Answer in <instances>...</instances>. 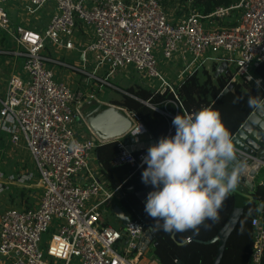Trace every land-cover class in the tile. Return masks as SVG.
Returning a JSON list of instances; mask_svg holds the SVG:
<instances>
[{"label":"built area","instance_id":"built-area-1","mask_svg":"<svg viewBox=\"0 0 264 264\" xmlns=\"http://www.w3.org/2000/svg\"><path fill=\"white\" fill-rule=\"evenodd\" d=\"M21 2L34 8V14L47 6L51 11L43 28L14 25L0 0V33L17 43L16 49L6 52L22 60L20 73L9 78L5 96H0V118L11 143L33 156L39 177L30 172L23 176L35 185L38 180L34 204L30 194L20 206L0 215V258L3 264H140L154 248L150 230L129 214L128 223L117 216L118 226L110 223L108 212L122 192L110 186L100 163L92 165L97 140L84 138L77 130L85 94L55 79L52 66L108 85L110 78L101 75V67L106 66L110 76L134 70L175 92L161 71L163 59L187 63L183 71L212 60L222 67L218 73L228 75V85H257L260 78L254 72L264 63V0H238L206 15L189 9L176 20L160 0ZM87 34L93 41L81 48ZM60 48L71 55L79 51L86 65L93 58L94 72L55 56ZM258 87L263 89V82ZM144 133L146 129L137 134ZM147 148L132 150L122 142L115 163L141 167ZM253 227L250 264H261L260 218L253 220ZM49 232L45 246L43 237Z\"/></svg>","mask_w":264,"mask_h":264},{"label":"trees","instance_id":"trees-1","mask_svg":"<svg viewBox=\"0 0 264 264\" xmlns=\"http://www.w3.org/2000/svg\"><path fill=\"white\" fill-rule=\"evenodd\" d=\"M237 1L194 0L193 8L206 15L218 6H229ZM254 74L262 79L263 89L255 83L236 82L231 89L222 94L228 86L225 73L219 74L214 79L213 75L204 69L189 74L175 92L169 88L158 90L144 85L132 86L127 90L129 94H124L122 100L116 101L115 104L136 116L145 127L150 139L156 142L160 137L170 135L174 131L171 127L173 115L194 114L205 107L219 111L233 138L259 105L250 106L249 97H258L261 100L264 98V63L256 68ZM130 140V137H125L100 144L95 150L96 157L110 186L121 190V204L128 214L141 221L150 230L154 254L159 262L161 264H250L254 242L253 220L260 218L264 229V180L247 196L244 213L227 240L222 258L216 263L219 242L208 243V241L218 236L230 219L235 206V194L232 192L223 202L216 221L206 220L198 230L170 234L154 229L155 222L145 214L144 201L139 197L140 193L151 190L141 182V173L146 165L138 167L129 163H115L120 144ZM261 264H264V252Z\"/></svg>","mask_w":264,"mask_h":264},{"label":"clouds","instance_id":"clouds-1","mask_svg":"<svg viewBox=\"0 0 264 264\" xmlns=\"http://www.w3.org/2000/svg\"><path fill=\"white\" fill-rule=\"evenodd\" d=\"M248 103L264 101L249 97ZM171 127L170 135L147 148L141 182L151 189L144 212L155 222L154 229L174 234L198 230L206 220L216 221L246 165L239 160L219 111L205 107L194 114H176ZM140 132L141 127L135 135Z\"/></svg>","mask_w":264,"mask_h":264},{"label":"rangeland","instance_id":"rangeland-1","mask_svg":"<svg viewBox=\"0 0 264 264\" xmlns=\"http://www.w3.org/2000/svg\"><path fill=\"white\" fill-rule=\"evenodd\" d=\"M193 1L194 0H160L161 4L165 6L168 14L170 17H172V20H176L178 19L181 15L185 14L188 12V10H194L193 8ZM22 6V10L25 13H29V14H34V12L32 11V9L30 6L22 3L20 4ZM25 7L27 9V12L25 10ZM7 11L10 13L11 16H13V14H16L15 9L13 8H6ZM29 10V11H28ZM43 13V17L46 18L47 16L49 17L50 11H51V7L47 6L45 7L43 10H41ZM46 12V13H45ZM89 34H91V31H88ZM85 39L81 44V48L87 47L92 41L93 39H91L88 34L87 36H84ZM11 38L6 36L5 34H1L0 33V50H13L15 47V44L13 46V44L9 45L8 44H4L5 40ZM4 42H3V41ZM72 53V52H71ZM71 53H67L63 50H61V48L59 49L58 53H55L54 55L59 57V56H63L64 58H66L71 64L82 68V69H86L88 72L93 73L94 69L97 65V63L95 62V60L93 58H89V62L88 64H84L81 60V53H79V51H76L74 55H71ZM6 53H0V96L4 97L5 96V90L10 78L9 74V70H10V61L11 58L10 56H6ZM70 59V60H69ZM169 63H172L171 60H167V59H163L161 62V66L165 68V66ZM185 64H181L182 66L186 65ZM102 71H100L101 75H104L105 77L110 78V80L107 79V81L110 83V85L102 83L100 81H95L92 78H85V75L82 73H79L78 71H75L73 69L70 68H62L58 65L53 64L52 66V70L54 71L55 74V79H60L62 82H64L66 85H68L73 91L76 90H82V92L85 94V98H84V103L83 106H87V102L91 101V103H101V104H111L113 102L122 100L123 95L129 92L127 91L130 87H134V86H139L142 85L140 84H136V82H140L141 78H143L146 81H150L156 85L160 84V81L155 78V77H150L148 75H143L139 72L135 73V78L131 79L133 76L132 74L129 75V78L125 76V74H121V73H117L114 75H109V71L108 68L106 66L101 67ZM219 68L216 70H213L215 74L218 73ZM100 75V78H104L103 76ZM226 76H228L226 74ZM105 79V78H104ZM6 85V86H4ZM83 108V107H82ZM76 125H77V130L78 129H84L86 128V125L84 124V122H77L76 121ZM138 122L136 120L135 123V127H138ZM86 131V130H85ZM3 156L4 159H6V161H11L14 163H19V165H21L22 169L25 170V172H30L34 175H36L37 179L39 177V172L36 168L35 165V161L33 156L29 153V151L24 148L22 145L19 146H15L13 143H11V141H9L6 144V150L3 151ZM92 162H95V160L93 159ZM8 166V165H7ZM18 167V165H17ZM10 168V165H9ZM20 170V169H17ZM34 183V185H33ZM37 183L38 180L36 181V185L35 182H31L32 186L28 187L27 189H31L33 190V188H37ZM259 184V183H258ZM27 189H26V193H27ZM31 196L29 198V201L31 202V204H34L37 201V197H35V193L34 190L31 191ZM24 199V198H23ZM115 201L117 202V204H119L120 207H123V205L120 203V201L118 199H115ZM23 202V200H22ZM2 205V203H1ZM6 205H4V207H6ZM17 207V206H16ZM124 208V207H123ZM109 214V221L113 226H118V220L116 218V215L113 211L108 212ZM52 236V232H49L48 234H45L43 237V244L45 246H47V244L49 243V240ZM156 258L155 254H154V249L151 248L148 252L145 253L144 257L142 258L140 264H158L157 262H153V259Z\"/></svg>","mask_w":264,"mask_h":264},{"label":"water","instance_id":"water-1","mask_svg":"<svg viewBox=\"0 0 264 264\" xmlns=\"http://www.w3.org/2000/svg\"><path fill=\"white\" fill-rule=\"evenodd\" d=\"M222 66L226 68V63H223ZM221 70L222 67L219 68V71ZM232 87L233 84H229L223 90L222 94L226 93ZM262 101H264V98ZM144 103L150 105L145 101ZM81 116L77 115V121H84L91 132L102 143L125 138L129 134L134 133L139 127L145 129L142 124L135 127V116L117 104L91 103V101H88L87 106H83L81 110ZM232 141L239 160L243 161L246 166L240 176L237 189L233 191L235 194V206L230 219L220 230L218 236L208 241V243L219 242L216 263L222 258L227 240L244 213L246 198L254 190L253 178L264 166V103H260L257 106L246 123L232 138ZM155 142L154 140H150L147 147ZM135 143L136 140L132 139L130 143L132 150L146 147L145 144L140 146ZM147 193L146 191L139 194V197L144 202ZM112 211L124 223L130 222V216L120 206L113 204ZM149 237L152 239L150 232Z\"/></svg>","mask_w":264,"mask_h":264},{"label":"crops","instance_id":"crops-1","mask_svg":"<svg viewBox=\"0 0 264 264\" xmlns=\"http://www.w3.org/2000/svg\"><path fill=\"white\" fill-rule=\"evenodd\" d=\"M3 4L6 8H13L15 9L16 14H13V16L10 15V20L14 25L17 24H24L27 26H36L37 28H43L45 27L47 21H48V16L46 18H44L42 15L44 13V11H40L37 14H29V13H25L22 10V6L20 4H22L21 0H2ZM46 13V12H45ZM11 45L15 44V47L17 48V43L16 41L11 37L5 40L4 44H8ZM14 48V49H16ZM13 49V50H14ZM6 51H12V50H0V53H6V56H10L11 61H10V70H9V74L10 77L13 74H17L20 73L21 71V67H22V60L17 57L16 55H14L13 53H7ZM181 62H172L169 63L165 66V68L160 67L161 71L164 73V76L166 78V80L173 85V87L177 88L183 81L184 79L191 73L195 72V71H202V70H208L215 78H217V76L220 74L214 73V68H220L219 64L216 63L215 61L212 60H208L202 64H200V66L198 67H192L187 71H183L184 70V66H182ZM161 66V64H160ZM135 72L134 70H130L129 72L125 73H121V74H125L126 77L129 78V75L132 74V78H135ZM60 80V79H59ZM160 81V80H159ZM142 84L144 86H147L148 88L151 89H158V90H165L168 87L166 85H164V83H162L160 81L159 85H156L150 81H146L143 78H141L140 82H136V84ZM6 86V85H4ZM6 92V89H4ZM112 104H115V102H113ZM120 106V105H119ZM124 108V107H123ZM135 123L136 120L139 124H141L138 119L135 116ZM77 122H84V121H77ZM84 124L86 125L85 130L84 129H78V132L84 137V138H94L97 140L98 145L103 144L92 132L91 130L88 128L87 124L84 122ZM77 126V125H76ZM138 126V125H137ZM7 128V127H6ZM5 127L2 126V120L0 118V215L2 214V212L9 207H16V206H20L22 204V200L25 196L30 195L31 189H27L29 186L31 187L32 184L31 182H34L33 180H27L25 181V178H23L24 175H27L29 172H25L24 169H22L21 165H19V163H14L11 161H6V159H4L5 156H3V151L6 150V144L11 141V135L9 133V131L6 129ZM126 137H130L131 140L135 139L136 143L135 144H139L140 146H142V144H145V146L147 147V145L149 144V141L152 140L150 139V137L148 136L147 133L144 134H136L134 135L129 134ZM131 140L128 141L127 143H131ZM110 142V141H109ZM106 143V142H105ZM95 155H96V151H95ZM94 160L95 162H92V165H94L95 167L98 166V160L97 157L94 156ZM8 165V166H7ZM10 165V168H9ZM18 165V167H17ZM20 169V170H17ZM264 180V166L261 168L260 171H258L256 173V175L253 178V182H254V188L257 186L258 183H262ZM34 185V183H33ZM26 189H27V193H26ZM121 198L119 197L118 200L121 203ZM2 203V205H1ZM6 207H4V205H6ZM114 205H118L117 202ZM124 212L126 214H128L127 210L123 207H121ZM112 210V207H111ZM154 249V248H153ZM0 264H3V260L2 258H0ZM158 264H161L158 261Z\"/></svg>","mask_w":264,"mask_h":264},{"label":"bare ground","instance_id":"bare-ground-1","mask_svg":"<svg viewBox=\"0 0 264 264\" xmlns=\"http://www.w3.org/2000/svg\"><path fill=\"white\" fill-rule=\"evenodd\" d=\"M139 124V123H138Z\"/></svg>","mask_w":264,"mask_h":264}]
</instances>
